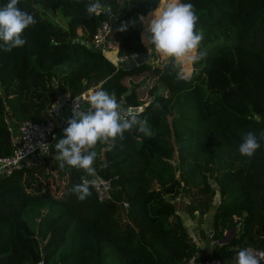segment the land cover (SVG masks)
Returning a JSON list of instances; mask_svg holds the SVG:
<instances>
[{
    "label": "trees",
    "instance_id": "16d2710c",
    "mask_svg": "<svg viewBox=\"0 0 264 264\" xmlns=\"http://www.w3.org/2000/svg\"><path fill=\"white\" fill-rule=\"evenodd\" d=\"M159 1L100 0L111 13L89 16V0H19L36 23L23 47H0V155L13 148L20 121L39 120L58 91L76 96L91 85L125 107L151 101L138 113L152 135L134 127L123 139L98 142L93 167L110 182L109 198L99 200L90 185L81 201L70 189L90 175L59 168L54 145L68 125L57 118L49 155L0 174V264H177L193 254L226 263L247 245H264V0H181L194 5L204 33L198 51L206 52L188 68L167 58L123 69L87 47L98 21L109 19L116 53H148L134 15ZM41 9L57 10L66 26ZM146 70L163 90L153 83L141 101L124 78ZM249 132L260 142L252 157L238 151ZM177 209L196 222L199 240L208 233L215 240L211 249H197Z\"/></svg>",
    "mask_w": 264,
    "mask_h": 264
},
{
    "label": "clouds",
    "instance_id": "9594fccd",
    "mask_svg": "<svg viewBox=\"0 0 264 264\" xmlns=\"http://www.w3.org/2000/svg\"><path fill=\"white\" fill-rule=\"evenodd\" d=\"M18 5L19 0H8L0 7V47L6 52L23 47L27 42L23 37L25 29L36 23L33 15ZM86 11L92 16L111 13V8H105L100 0H89ZM197 22L198 16L193 4L169 0L162 8L156 7L153 10L146 29L147 35L142 39L159 54L174 62L196 63L206 56V52L198 51L204 33L196 30ZM126 27L122 24L118 31H124ZM87 101L90 107L86 110L75 102L73 115L67 120L68 126L64 129V138L54 145L57 153L54 158L59 161L61 170L67 165L95 176L96 169L93 164L97 153L94 148L98 142L108 143L116 138L123 139L124 133L134 127L149 137L152 132L147 120L140 119L137 111H122L114 92L97 89L88 96ZM150 103L151 101L144 107H148ZM260 139H264V136ZM41 148L47 149L48 145H42ZM259 148L257 136L249 132L243 136L238 151L241 155L252 157ZM46 152L47 150L44 153ZM90 183L84 180L74 185L70 191L83 201L91 195ZM261 258H264V254L257 255L250 248H244L238 251L235 264H260Z\"/></svg>",
    "mask_w": 264,
    "mask_h": 264
},
{
    "label": "built area",
    "instance_id": "2783aa9c",
    "mask_svg": "<svg viewBox=\"0 0 264 264\" xmlns=\"http://www.w3.org/2000/svg\"><path fill=\"white\" fill-rule=\"evenodd\" d=\"M107 8V7H105ZM80 41V39H79ZM92 46L100 45V51L103 52L106 58L113 64H123L128 57L136 55L132 54H118L116 53L117 42L111 35V22L109 19L99 20L96 24L90 42ZM112 52L113 57H109L106 53ZM92 92L78 94L76 96L69 95L68 92H63V101L61 104L57 102V99L41 114L39 120L23 119L20 121L17 127V135L15 138V144L8 154L0 155V174L7 173L12 169L18 168L25 160H37L39 157L47 156L50 152V145L56 136L55 120L57 118L67 121L73 115V108L75 102L82 109H88L87 98ZM86 94V95H85ZM85 100V103L83 104ZM42 145H48V148H41ZM47 150L46 153H44ZM84 180L90 181V185L95 190L96 196L99 200L109 198L110 182L98 175L91 176L89 178L82 177ZM123 206H126L125 201L122 202ZM192 240L196 241V246L199 251L204 249L199 247L198 238L190 232ZM207 238V249L215 244V240L212 239L209 233ZM244 248H250L254 254H264V245L262 247L245 246ZM243 248V249H244ZM237 254L233 257L231 263L235 264ZM41 261L37 262L40 264ZM177 264H227L223 263L222 259L218 256H211L204 258L200 261H196V255L193 254L187 259L178 262ZM260 264H264V258L260 259Z\"/></svg>",
    "mask_w": 264,
    "mask_h": 264
},
{
    "label": "rangeland",
    "instance_id": "374dc122",
    "mask_svg": "<svg viewBox=\"0 0 264 264\" xmlns=\"http://www.w3.org/2000/svg\"><path fill=\"white\" fill-rule=\"evenodd\" d=\"M169 2V0H160L159 4L157 5V7L162 8L165 3ZM41 12L43 13V15L45 17H47L50 21L55 22L59 25H66V20L67 17L61 15L57 10H51V11H44V9H41ZM153 12V10L147 12L145 15H134L135 18V22L137 24L141 25V32H140V39L142 42L143 41V37H145L147 35L146 33V29H147V25H148V21L151 19V13ZM143 18V19H141ZM145 43V42H144ZM148 45V44H146ZM107 55L109 57H113L111 53H107ZM148 60L151 63H159L160 61H165L167 59V57L162 56L161 54H159L154 47H152L150 45L149 48V52H148ZM183 65L185 67H190L191 63H183ZM68 67V62H62L59 65L56 66V68L58 70H64ZM126 85L132 84L134 85V87L137 89V93L139 96V99L141 101H145L148 98V91L147 88L150 87L153 83H155L157 85V88L159 91H162V85L160 83H157V81L154 79L153 74L146 70L143 71L141 73H139L136 76H132L130 78L125 77L124 78ZM10 130H12V128L9 126ZM14 138H16V135H13ZM215 201H216V197H215ZM213 206V205H211ZM178 214L181 216V218L183 219L184 224L187 227V231L188 232H193V234L197 237L196 235V229H197V224L194 220L190 219L185 213H182L181 210L177 209ZM211 212H212V207L203 215L202 217V226L203 228H209L210 226V221H211ZM191 234V233H189Z\"/></svg>",
    "mask_w": 264,
    "mask_h": 264
},
{
    "label": "water",
    "instance_id": "95a60500",
    "mask_svg": "<svg viewBox=\"0 0 264 264\" xmlns=\"http://www.w3.org/2000/svg\"><path fill=\"white\" fill-rule=\"evenodd\" d=\"M46 10H47V8H46ZM125 33L126 32L124 31L122 34H125ZM120 36L121 35H119L118 38H120ZM87 47L90 48V49H93L95 51H100V45L92 46L91 44L87 43ZM147 60H148L147 52L141 51V52H139L138 54H136L134 56L128 57L126 59V61L122 64V68L123 69H128V68H131V67L135 66L136 64H140V63L146 62ZM62 101H63V96L58 91L57 92V102L59 104H61ZM117 101L120 103L122 111L123 110H126V111L127 110H135V111L138 112L140 109L143 108L144 104L146 103V102H144L141 105L125 107L122 104V98H119ZM232 230H233L232 228L229 229L221 238H219L218 242H224L229 237V235L232 232Z\"/></svg>",
    "mask_w": 264,
    "mask_h": 264
},
{
    "label": "crops",
    "instance_id": "0c3cea01",
    "mask_svg": "<svg viewBox=\"0 0 264 264\" xmlns=\"http://www.w3.org/2000/svg\"><path fill=\"white\" fill-rule=\"evenodd\" d=\"M61 26H62V25H61ZM65 26H66V25H64V26H62V27H65ZM77 31H78V33H80L81 28H78ZM79 39H80V41H81L80 36L77 38V40H79ZM143 43H144V42H143ZM144 44L146 45V43H144ZM109 53H111V54L113 55L112 52H109ZM147 54H148V53H147ZM106 55H107V53H106ZM147 58H148V55H147ZM95 89H96V85H91V86H89V87L83 89L82 91H80L79 94H81L82 92H84V93H87V92H93ZM15 135H16V134H15ZM202 225H203V224H202V221H201L200 226L203 228ZM203 229L206 231V230H208L209 228H205V227H204ZM192 233H193V232H192ZM198 241H199V247L202 248V249H204V250H206V249H207V238L205 237L203 241L199 240V238H198ZM223 260H224L227 264H229V263H231L232 258L225 257V258H223Z\"/></svg>",
    "mask_w": 264,
    "mask_h": 264
}]
</instances>
